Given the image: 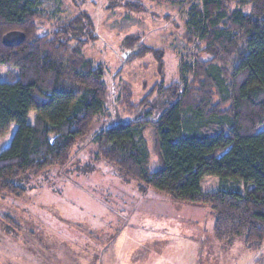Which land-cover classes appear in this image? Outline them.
Instances as JSON below:
<instances>
[{
  "label": "trees",
  "instance_id": "1",
  "mask_svg": "<svg viewBox=\"0 0 264 264\" xmlns=\"http://www.w3.org/2000/svg\"><path fill=\"white\" fill-rule=\"evenodd\" d=\"M186 30L193 61L182 56L180 80L158 83L161 111L147 108L157 88L135 105L125 85L123 103L133 119L97 133L99 155L175 201L210 205L218 240L241 237L257 249L264 242V0H201L188 10ZM11 31L24 32L25 41L6 46ZM98 38L85 12L54 23L34 0H0V66L10 67L9 80L0 81V138L17 124L0 153V195L23 196L25 177L68 163L105 114V67L83 52ZM151 127L155 168L145 139ZM207 175L219 178L217 189L203 190Z\"/></svg>",
  "mask_w": 264,
  "mask_h": 264
},
{
  "label": "rangeland",
  "instance_id": "2",
  "mask_svg": "<svg viewBox=\"0 0 264 264\" xmlns=\"http://www.w3.org/2000/svg\"><path fill=\"white\" fill-rule=\"evenodd\" d=\"M34 1L54 23L81 12L93 19L99 38L83 52L105 67L109 95L105 114L80 139L68 163L25 177L23 196L0 195V264H264V242L253 249L241 237L216 238L210 205L175 201L127 179L99 155L97 133L112 122L133 119L123 103L125 85L135 105L157 88L147 108L161 111L165 99L158 83L163 80L167 87L180 80L182 56L193 61L186 20L201 0H133L143 4L139 11L130 9L127 0ZM9 69L0 66V81L9 80ZM35 117L31 112L29 123ZM16 130L12 124L0 138V153ZM145 139L155 168L152 127ZM219 183L207 175L202 187L213 191Z\"/></svg>",
  "mask_w": 264,
  "mask_h": 264
},
{
  "label": "water",
  "instance_id": "3",
  "mask_svg": "<svg viewBox=\"0 0 264 264\" xmlns=\"http://www.w3.org/2000/svg\"><path fill=\"white\" fill-rule=\"evenodd\" d=\"M26 39V34L21 31H11L3 36V43L9 47L20 45Z\"/></svg>",
  "mask_w": 264,
  "mask_h": 264
}]
</instances>
